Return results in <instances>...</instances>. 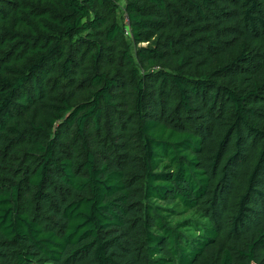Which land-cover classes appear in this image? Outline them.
Returning <instances> with one entry per match:
<instances>
[{
	"label": "trees",
	"instance_id": "1",
	"mask_svg": "<svg viewBox=\"0 0 264 264\" xmlns=\"http://www.w3.org/2000/svg\"><path fill=\"white\" fill-rule=\"evenodd\" d=\"M0 264H264V0H0Z\"/></svg>",
	"mask_w": 264,
	"mask_h": 264
}]
</instances>
